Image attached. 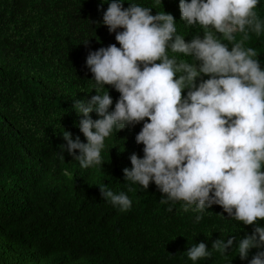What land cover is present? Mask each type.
Returning a JSON list of instances; mask_svg holds the SVG:
<instances>
[{
	"label": "clouds",
	"instance_id": "1",
	"mask_svg": "<svg viewBox=\"0 0 264 264\" xmlns=\"http://www.w3.org/2000/svg\"><path fill=\"white\" fill-rule=\"evenodd\" d=\"M103 3L102 24L119 46L88 52L95 94L72 106L85 140L64 130L59 158L67 152L82 169L102 166L106 139L142 123L135 142L143 155L132 153L131 168L122 170L126 191L100 185L103 199L127 211L128 193L154 183L168 211L180 203L196 213L195 223L218 205L227 219L253 231L218 238L211 248L192 243L187 259L196 264L213 252L224 257L235 250L248 264H264V63L248 46L264 34L257 10L262 0H178L180 20L195 30L187 41L172 14L152 13L161 0ZM106 85L119 93L114 105Z\"/></svg>",
	"mask_w": 264,
	"mask_h": 264
},
{
	"label": "trees",
	"instance_id": "2",
	"mask_svg": "<svg viewBox=\"0 0 264 264\" xmlns=\"http://www.w3.org/2000/svg\"><path fill=\"white\" fill-rule=\"evenodd\" d=\"M106 8L101 0H0V264H193L184 253L192 243L211 248L218 238L253 231L218 205L199 223L180 203L168 211L154 183L128 193L127 211L105 201L100 185L126 191L122 170L131 168L132 153L143 155L135 142L142 123L106 139L102 166L82 169L67 152L59 158L64 130L85 140L72 106L95 94L88 52L119 46L102 24ZM162 10L191 39L195 30L180 20L178 0H161L152 13ZM257 10L264 17V0ZM248 46L264 63V34ZM106 87L114 105L119 93ZM235 254L213 252L196 264H248Z\"/></svg>",
	"mask_w": 264,
	"mask_h": 264
}]
</instances>
